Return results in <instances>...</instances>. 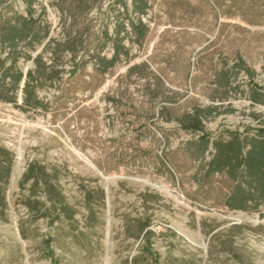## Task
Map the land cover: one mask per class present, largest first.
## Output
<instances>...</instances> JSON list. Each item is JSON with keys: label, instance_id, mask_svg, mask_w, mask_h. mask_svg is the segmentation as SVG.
Returning a JSON list of instances; mask_svg holds the SVG:
<instances>
[{"label": "rangeland", "instance_id": "rangeland-1", "mask_svg": "<svg viewBox=\"0 0 264 264\" xmlns=\"http://www.w3.org/2000/svg\"><path fill=\"white\" fill-rule=\"evenodd\" d=\"M149 1L142 17L150 27L146 43L126 41L132 60L122 58L103 74L91 56L103 31L115 26L113 0H100L76 20L63 16L56 0H39L55 42L87 31L75 59L62 55V80L37 89L47 109L19 108L21 90L18 106L0 101V147L15 158L0 215V264H264V205L229 209L232 181L206 174L213 148L199 157L202 133L180 124L202 109L209 112L203 124L212 141L256 133L264 119V104L252 100L254 87L264 93V0ZM15 12L26 14L22 0H0V23ZM48 42L29 53L50 64L55 45L45 49ZM102 54L111 58L112 46ZM7 55L0 49V59ZM142 62L161 83L127 76ZM18 67L26 74L35 63L21 59ZM31 162L59 170L73 220L36 218L24 205L31 183L22 190L20 181ZM106 186L109 201H100L96 192ZM86 192L94 193L90 204ZM35 198L44 210L51 207L44 193ZM145 219L151 221L148 241L132 233L134 221Z\"/></svg>", "mask_w": 264, "mask_h": 264}, {"label": "trees", "instance_id": "trees-1", "mask_svg": "<svg viewBox=\"0 0 264 264\" xmlns=\"http://www.w3.org/2000/svg\"><path fill=\"white\" fill-rule=\"evenodd\" d=\"M100 0H56L55 5L63 16H69L76 20L82 15L88 14ZM113 0L111 13L115 14V26L112 33L106 28L96 52L91 56L95 61V66L100 73H107L114 68L122 58L130 62L132 60L131 48L129 44H136L142 48L150 34L149 25L142 17L148 15L151 9L149 0ZM25 5L26 14H15L6 18L0 23V49L8 50L7 58L0 59V101L15 103L21 90L24 101L19 108L25 111L26 108L37 109L47 107L37 97L38 88L44 87L48 82L55 83L62 80V70L59 69L62 55L65 52L72 54L73 59L79 52L82 45V35L86 34V29L76 34L69 32L64 42H55L51 36V26L44 20L48 17L47 6L39 3V0H22ZM40 5V13L36 9ZM136 15V16H134ZM49 40L45 49L52 44L51 63L44 60V56L39 54L33 57L29 51L35 50L37 45ZM112 46L113 54L107 58L102 53L106 47ZM44 49V50H45ZM21 59L33 61L35 69L24 73L18 63ZM7 60L11 61L10 66H6ZM245 64L241 61L239 66L243 69ZM251 75V70H245ZM228 72V71H226ZM127 76L137 75L140 77L152 76L158 83L161 79L150 69L147 62H142L131 66L127 71ZM229 78V77H228ZM24 82V83H23ZM24 84V85H23ZM228 79L226 87H230ZM254 102L264 104V93L261 88L254 87ZM206 110L196 109L193 114H188L181 121V127L187 131L201 132L202 135L196 142L199 147L198 156L204 157L211 147L214 152L211 160L207 163L206 174L227 176L233 183L230 188L226 206L231 210L256 211L264 205V119L259 121L260 127L255 134H244L230 132L227 140L218 139L212 141L204 131V120L208 118ZM14 154L9 150L0 147V215L2 216L8 206L6 199V187L8 186L14 165ZM60 172L53 168L48 172L47 167L38 162L28 164L20 181L22 190L31 183V196L23 201L24 205L36 215V218H48L54 215L53 222L61 221L62 216L68 220H73L76 210L68 204L59 185ZM42 192L51 203V207L44 210L45 204L36 199ZM87 200H93V192H86ZM97 199L105 200V190L96 192ZM34 198V199H33ZM151 221L135 220L132 226L136 239L146 238L148 241L152 235Z\"/></svg>", "mask_w": 264, "mask_h": 264}, {"label": "water", "instance_id": "water-1", "mask_svg": "<svg viewBox=\"0 0 264 264\" xmlns=\"http://www.w3.org/2000/svg\"><path fill=\"white\" fill-rule=\"evenodd\" d=\"M24 83V82H23ZM24 85V84H23ZM69 147L80 157L82 158L83 160H85L86 163H88L93 169L96 170V167L87 159L85 158L82 154L78 153L77 151H75V149L73 147H71L69 145ZM19 157L21 156V151L19 150ZM19 164H20V158L17 159L16 161V164L14 166L15 169H17L19 167ZM14 180H15V176L12 177L11 179V184L14 183ZM108 180V178L106 179ZM105 193H106V198H107V202L109 201V188L108 186L105 187ZM109 234H110V219L108 220V226H107V250H108V247H109Z\"/></svg>", "mask_w": 264, "mask_h": 264}]
</instances>
